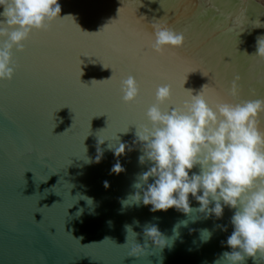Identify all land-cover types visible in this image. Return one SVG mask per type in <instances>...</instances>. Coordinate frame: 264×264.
Instances as JSON below:
<instances>
[{
    "label": "water",
    "instance_id": "obj_1",
    "mask_svg": "<svg viewBox=\"0 0 264 264\" xmlns=\"http://www.w3.org/2000/svg\"><path fill=\"white\" fill-rule=\"evenodd\" d=\"M59 2L61 17L72 16L33 29L23 50L13 48L14 77L0 80V264H214L232 250L226 240L235 209L205 218L191 194L190 215L122 201L152 166L139 163L135 141L139 125L151 126L146 113L158 86H172L162 110L183 106L187 89L202 90L213 105L264 99V57L255 54L264 0ZM156 26L183 32V46L155 51ZM129 75L140 94L126 103L121 86ZM259 128L264 132V112ZM100 138L104 155L96 163ZM119 143L132 150L116 157L108 145ZM117 161L125 169L119 174L111 171ZM184 220L171 247L150 244L146 254L129 256L144 243L146 224L171 238ZM125 225L137 233L129 232L127 243ZM204 229L212 233L207 242ZM246 264H264V254Z\"/></svg>",
    "mask_w": 264,
    "mask_h": 264
},
{
    "label": "clouds",
    "instance_id": "obj_2",
    "mask_svg": "<svg viewBox=\"0 0 264 264\" xmlns=\"http://www.w3.org/2000/svg\"><path fill=\"white\" fill-rule=\"evenodd\" d=\"M0 8V38L7 37L6 40L0 39V80H10L17 68L13 48L23 50V41L29 38L33 29H46L53 21L72 15L61 17L59 0H0ZM154 36L152 47L157 52L169 46L182 47L185 42L183 32L167 27L156 26ZM262 37L257 40L255 54L264 57ZM121 90L124 102L134 101L140 94L135 76L129 75L124 79ZM187 90L190 98L184 101L183 106L162 110L160 105L172 97V86L164 84L156 88L157 103L146 113L151 126L139 125L135 141L142 145L139 163L151 162L152 166L138 175L132 185L136 191L122 204L151 205L153 212L175 208L190 215L194 211L189 200L191 194L199 202V208L195 210L204 213L205 218L214 215L220 219L225 207L235 209L231 217L234 230L226 240L232 250L223 252L214 264H246L249 257L255 259L257 255L264 254V132L259 128L264 99L213 105L202 90L198 94H193L192 89ZM231 94H238L235 82ZM105 140H98L96 163L103 158L104 149L100 145ZM126 149L132 150L126 143L108 145V150L113 151L116 157L125 154ZM87 162L93 161L89 158ZM197 166L199 172H191ZM111 171L119 174L125 169L117 161ZM150 178H154V182L149 183ZM105 186H109L107 181ZM84 198L92 202L90 198ZM187 223L184 220L174 225L171 238L157 225L146 224L143 228L144 243L136 242L129 256L138 258L146 254L150 244L161 250L171 247L179 237V227L187 226ZM125 230L126 243L129 232L137 237L131 225H125ZM201 235L207 242L212 233L204 229Z\"/></svg>",
    "mask_w": 264,
    "mask_h": 264
}]
</instances>
